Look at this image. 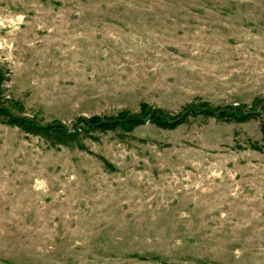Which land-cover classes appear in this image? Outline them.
Segmentation results:
<instances>
[{
    "label": "rangeland",
    "instance_id": "rangeland-1",
    "mask_svg": "<svg viewBox=\"0 0 264 264\" xmlns=\"http://www.w3.org/2000/svg\"><path fill=\"white\" fill-rule=\"evenodd\" d=\"M0 68L5 106L42 123L249 105L264 0H0ZM117 134L70 149L0 123V264H264L258 121Z\"/></svg>",
    "mask_w": 264,
    "mask_h": 264
},
{
    "label": "trees",
    "instance_id": "trees-1",
    "mask_svg": "<svg viewBox=\"0 0 264 264\" xmlns=\"http://www.w3.org/2000/svg\"><path fill=\"white\" fill-rule=\"evenodd\" d=\"M9 73V71L7 72ZM6 80L5 72L0 68V123L15 127L20 131L37 136L51 146L83 149V140L95 139L96 133L116 132L124 137L135 128L150 123L157 128L173 130L188 122L189 117H211L216 121L246 123L258 121L260 139L248 141L249 148L264 152V97H254L252 103H237L235 105L213 106L207 101L197 99L181 108L177 112H169L160 107L149 106L147 103L139 105V111L122 110L115 115L92 114L87 117H78L67 126L54 120L42 123L34 117L17 114L8 109L1 97V86Z\"/></svg>",
    "mask_w": 264,
    "mask_h": 264
}]
</instances>
